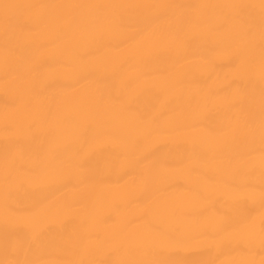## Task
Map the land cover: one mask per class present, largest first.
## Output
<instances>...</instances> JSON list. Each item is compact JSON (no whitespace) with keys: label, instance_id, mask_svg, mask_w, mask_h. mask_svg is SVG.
<instances>
[{"label":"bare ground","instance_id":"1","mask_svg":"<svg viewBox=\"0 0 264 264\" xmlns=\"http://www.w3.org/2000/svg\"><path fill=\"white\" fill-rule=\"evenodd\" d=\"M0 264H264V0H0Z\"/></svg>","mask_w":264,"mask_h":264}]
</instances>
